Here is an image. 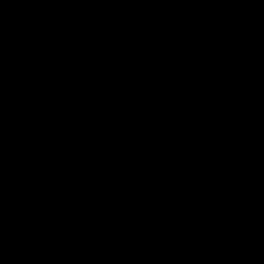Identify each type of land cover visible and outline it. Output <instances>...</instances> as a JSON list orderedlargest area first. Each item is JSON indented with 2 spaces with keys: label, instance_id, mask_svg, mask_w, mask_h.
Listing matches in <instances>:
<instances>
[{
  "label": "clouds",
  "instance_id": "1",
  "mask_svg": "<svg viewBox=\"0 0 264 264\" xmlns=\"http://www.w3.org/2000/svg\"><path fill=\"white\" fill-rule=\"evenodd\" d=\"M132 3L139 5L135 12L126 7ZM154 3L172 5L162 23L151 7ZM63 4L68 8L47 7L38 17L39 23L50 25L41 39L34 41L35 47L43 44L40 49L43 56L19 61L18 87L33 86L35 80L29 73L36 70L38 63L48 66L53 53L61 49L75 53L74 57H65L68 63L48 74L46 94H40L33 103L37 118L52 111L47 96L64 100V108L81 117H95L117 95L123 107L124 102L135 103L137 96L146 100L152 88L169 76L174 79L186 76L187 97L193 109L188 116L193 124L199 122L200 128L198 133L187 135L179 154L183 171L192 177L193 183L198 182L197 148L211 142L224 149L229 167L236 169L241 177H251L257 197L264 196V165H258V160L264 157V141L238 140L225 149L223 135L209 127L217 118L223 120L226 114L233 116L240 127L238 113L244 109L255 126L264 128V88L257 87L253 95L247 92L244 83L248 77L242 71V64L250 59L249 54L245 51L246 55L236 63L229 59L241 53L243 47L232 39L233 30L241 37L255 40L257 32L252 31L249 36L250 30L264 28V0H0V134L4 126L3 55L8 37L22 27L31 28V18L38 6ZM137 20L139 26L134 27ZM94 21H102L103 26L98 29ZM77 24L81 25L79 31ZM151 26L159 27L158 37L151 32ZM224 49L227 52L221 63L220 53ZM209 57L215 61L210 83L207 77L199 79V74L208 68ZM8 72L17 75L15 63L9 65ZM36 72L43 77L42 72ZM254 104H258L255 113ZM159 140L157 136L144 134L142 128L139 136L128 131L126 140H121L115 129L96 135L90 144L96 159L90 167L79 168L74 186L69 185L67 175L54 172L50 182L42 181L41 187L32 192L41 218L62 226L71 210L81 217L86 228L101 234L105 225L101 220L94 222L91 206L95 205L105 215L114 212L119 205L117 197L124 191L120 185L126 177L151 179L155 175L149 168L154 155L151 148ZM31 152L32 147L24 140L15 152L8 154L5 162L0 136V184L5 177L10 182L23 183L30 176L56 167L47 150L29 156ZM26 157H29L27 163ZM100 158L107 161V175L100 167ZM23 197V192H19L15 199L22 201ZM20 219L15 206L3 199L0 187V264L4 256L24 251L17 230ZM139 244L150 245L156 253L142 264H172L167 253L161 252L160 245L149 236L145 235ZM228 247L227 243L221 245L222 249ZM247 261L264 264V246L248 252Z\"/></svg>",
  "mask_w": 264,
  "mask_h": 264
},
{
  "label": "trees",
  "instance_id": "2",
  "mask_svg": "<svg viewBox=\"0 0 264 264\" xmlns=\"http://www.w3.org/2000/svg\"><path fill=\"white\" fill-rule=\"evenodd\" d=\"M47 7L68 8V5L38 6L31 18V28L22 27L8 37V46L3 55L4 126L0 136L5 162L8 154L15 152L21 142L27 140L32 147L29 156L47 150L56 167L30 176L23 183L15 180L10 182L5 177L0 184L3 199L15 206L17 216L21 218L17 230L19 242L24 245L22 254L4 256L2 264H142L156 254L150 245L139 244L145 235L160 245V251L167 253L172 264H187L226 226L231 217L256 201L251 177H246L245 182H239L238 194L233 201L226 193L210 192L204 171L221 162L215 161L219 148L211 142L197 148V163L200 165L198 182L193 183L192 177L183 171L179 154L187 135L198 133L200 128L199 122L193 124L188 116L193 109L187 97V77L183 75L176 79L169 76L152 88L146 100L137 96L135 103L124 102L123 107L117 95L110 103H105L95 117H81L65 109L64 100L47 96L52 111L37 118L33 103L40 94H46L45 81L48 74L56 67L68 63L66 56H75L70 50H58L53 53L48 66L36 65V70L42 72L43 77L33 70L29 73L35 80L33 86L25 84L18 87L21 79L19 61H31L35 55L43 56L40 51L43 44L35 47L34 41L41 39L43 32L50 27L38 20ZM126 7L135 12L139 5L132 3ZM151 7L162 23L172 5L154 3ZM139 23V20L135 21L134 27L139 26ZM96 26L101 28L103 22ZM156 27L151 26L150 30ZM79 29L76 28L77 31ZM252 31L259 33L253 40L254 62L264 71V28L252 29L249 34ZM236 37H240V34L233 30L232 38ZM96 42H99L98 37ZM210 59H207L206 71L199 74V79L207 77L209 83L214 71ZM14 63L17 75L11 76L8 68ZM244 83L247 92L254 95L251 92L254 87ZM33 88L36 89L35 94ZM257 110L258 104H254L253 112ZM238 115L240 127L236 126L235 118L230 114H226L223 120L217 118L209 127L220 132L224 137V145L228 144L229 147L238 140L264 141V128L255 126L252 117L244 109ZM141 128L144 134L160 138L159 143L151 148L154 155L149 162L150 171L155 175L148 180L131 175L126 177L120 185L124 191L117 197L119 205L114 212L105 215L95 205L91 206L94 222L101 220L105 225L101 234L86 228L81 217L71 210L68 212L67 223L62 226L41 218L32 192L41 187L42 181L50 182L56 172L67 175L69 185L74 186L75 173L79 168L90 167L96 159L90 149L96 135L115 129L120 139L126 140L128 131H135L139 136ZM209 148L214 150L208 152ZM28 158H25V163ZM99 164L107 175V161L100 158ZM258 165H264V157L258 160ZM152 187L159 188V191L155 194L149 192ZM19 192L24 194L22 201L15 199ZM4 238L7 239L6 233ZM253 240L226 264H248V252L264 246V230Z\"/></svg>",
  "mask_w": 264,
  "mask_h": 264
},
{
  "label": "water",
  "instance_id": "3",
  "mask_svg": "<svg viewBox=\"0 0 264 264\" xmlns=\"http://www.w3.org/2000/svg\"><path fill=\"white\" fill-rule=\"evenodd\" d=\"M100 22L94 23L99 24ZM80 27L81 25L76 26V28ZM263 230L264 196H259L247 208L233 216L226 226L194 255L187 264H226ZM224 243L229 245L227 249L221 248ZM222 251L224 252L223 255L220 254Z\"/></svg>",
  "mask_w": 264,
  "mask_h": 264
},
{
  "label": "rangeland",
  "instance_id": "4",
  "mask_svg": "<svg viewBox=\"0 0 264 264\" xmlns=\"http://www.w3.org/2000/svg\"><path fill=\"white\" fill-rule=\"evenodd\" d=\"M151 32L154 36H159V27H156V29H151ZM163 47L167 48L166 45ZM212 62V65L214 64V60L210 59ZM251 89V88H249ZM255 87L254 90L251 89L252 93H255ZM225 149L229 148L228 144L223 145ZM218 154L215 159V161L221 160V162L217 165L212 166V168L209 170L204 171L205 176V182L208 190L212 193H226L230 196L231 200L233 201L235 199V195L238 194V184L239 182H245L246 177H241L238 173V171L234 168H231L228 166L227 161L225 159V151L223 148L217 149ZM234 202H231L230 204H233ZM236 210V209H235Z\"/></svg>",
  "mask_w": 264,
  "mask_h": 264
},
{
  "label": "built area",
  "instance_id": "5",
  "mask_svg": "<svg viewBox=\"0 0 264 264\" xmlns=\"http://www.w3.org/2000/svg\"><path fill=\"white\" fill-rule=\"evenodd\" d=\"M248 35L250 36L251 34H248ZM257 35H259V33H257ZM232 39L234 41H239L243 47L241 48V53H239L235 57H229V59L232 60L233 63H236L237 61H239L241 59L242 56L246 55L245 51H247V53L250 56V59L244 61L242 64V71L244 73H246L247 77H248L244 81L247 82L248 84H251L255 88H257V87L264 88V71L260 70L254 62V54H253V50H252L253 40L248 39L246 37H241V36L236 37V38H232ZM121 46H123V45H121ZM226 52H227V49H224L220 53V56H221L220 62L221 63H223V57H224ZM209 58H211V57H209ZM214 63H215V61H214ZM248 121H251V119H248ZM158 191H159V188H156V187H152L149 189V192H151L153 194H155Z\"/></svg>",
  "mask_w": 264,
  "mask_h": 264
},
{
  "label": "crops",
  "instance_id": "6",
  "mask_svg": "<svg viewBox=\"0 0 264 264\" xmlns=\"http://www.w3.org/2000/svg\"><path fill=\"white\" fill-rule=\"evenodd\" d=\"M249 123V122H248ZM249 128H250V125H249Z\"/></svg>",
  "mask_w": 264,
  "mask_h": 264
},
{
  "label": "bare ground",
  "instance_id": "7",
  "mask_svg": "<svg viewBox=\"0 0 264 264\" xmlns=\"http://www.w3.org/2000/svg\"><path fill=\"white\" fill-rule=\"evenodd\" d=\"M232 218V217H231Z\"/></svg>",
  "mask_w": 264,
  "mask_h": 264
}]
</instances>
